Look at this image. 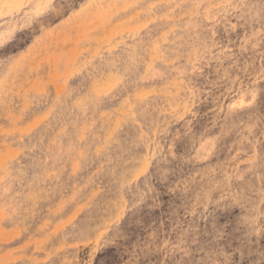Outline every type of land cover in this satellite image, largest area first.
<instances>
[{
	"label": "rangeland",
	"instance_id": "1",
	"mask_svg": "<svg viewBox=\"0 0 264 264\" xmlns=\"http://www.w3.org/2000/svg\"><path fill=\"white\" fill-rule=\"evenodd\" d=\"M0 264H264V0H0Z\"/></svg>",
	"mask_w": 264,
	"mask_h": 264
},
{
	"label": "bare ground",
	"instance_id": "2",
	"mask_svg": "<svg viewBox=\"0 0 264 264\" xmlns=\"http://www.w3.org/2000/svg\"><path fill=\"white\" fill-rule=\"evenodd\" d=\"M206 48V47H205ZM197 49L198 50H202V47L200 44L196 43L195 41H193V45L189 47V51L190 54L191 53H197ZM144 142V140L142 139V143Z\"/></svg>",
	"mask_w": 264,
	"mask_h": 264
}]
</instances>
